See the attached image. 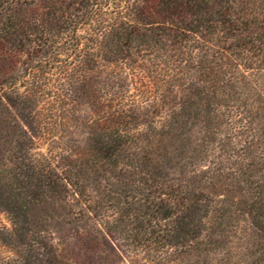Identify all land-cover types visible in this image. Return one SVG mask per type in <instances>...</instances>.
Returning <instances> with one entry per match:
<instances>
[{
	"label": "trees",
	"instance_id": "obj_1",
	"mask_svg": "<svg viewBox=\"0 0 264 264\" xmlns=\"http://www.w3.org/2000/svg\"><path fill=\"white\" fill-rule=\"evenodd\" d=\"M0 212L1 264H264V0H0Z\"/></svg>",
	"mask_w": 264,
	"mask_h": 264
},
{
	"label": "rangeland",
	"instance_id": "obj_2",
	"mask_svg": "<svg viewBox=\"0 0 264 264\" xmlns=\"http://www.w3.org/2000/svg\"><path fill=\"white\" fill-rule=\"evenodd\" d=\"M132 91L135 92V90H132ZM170 146H172V145L170 144ZM46 147H47V144H43L42 150H45ZM172 147H174V145ZM234 193H236V192H234ZM227 194H229V192ZM9 225H10V221H9L7 215L4 212H0V227H2V226L10 227ZM245 230H247V232H249L248 236H250L253 233V229L247 227V224H243L239 228V232L242 233V236L245 235ZM245 240L247 242L248 238L247 239L245 238ZM236 244H238V242H236ZM246 245H248V243H246ZM72 247H75V245L74 246L72 245ZM75 250H77V248ZM234 251L240 252L242 250L239 248H236V249H234ZM11 255H12V252L6 246H4L0 243V264L2 263L3 259H5ZM215 256L216 257H214L213 263L219 264L221 261L220 258L223 257V255H215ZM85 260L87 261L88 264L91 262V260L88 259V257H85ZM135 261H137L135 264H149L146 260L143 259V257H141V258L138 257V260L136 259ZM226 263H228V261H226Z\"/></svg>",
	"mask_w": 264,
	"mask_h": 264
},
{
	"label": "clouds",
	"instance_id": "obj_3",
	"mask_svg": "<svg viewBox=\"0 0 264 264\" xmlns=\"http://www.w3.org/2000/svg\"><path fill=\"white\" fill-rule=\"evenodd\" d=\"M10 226V225H9Z\"/></svg>",
	"mask_w": 264,
	"mask_h": 264
}]
</instances>
